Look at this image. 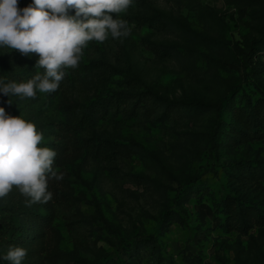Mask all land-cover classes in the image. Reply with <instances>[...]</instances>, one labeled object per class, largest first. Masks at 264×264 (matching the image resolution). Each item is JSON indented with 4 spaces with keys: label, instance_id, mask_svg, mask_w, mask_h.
Listing matches in <instances>:
<instances>
[{
    "label": "rangeland",
    "instance_id": "rangeland-1",
    "mask_svg": "<svg viewBox=\"0 0 264 264\" xmlns=\"http://www.w3.org/2000/svg\"><path fill=\"white\" fill-rule=\"evenodd\" d=\"M119 18L131 34L88 42L56 92L11 104L0 94L64 174L49 180L46 204L27 206L15 188L0 200V255L21 246L23 264H264V0H133ZM36 59L0 47V78L43 74ZM148 87L217 106L168 104ZM122 90L132 96L92 124L117 152L111 168L86 153L71 105Z\"/></svg>",
    "mask_w": 264,
    "mask_h": 264
},
{
    "label": "clouds",
    "instance_id": "clouds-1",
    "mask_svg": "<svg viewBox=\"0 0 264 264\" xmlns=\"http://www.w3.org/2000/svg\"><path fill=\"white\" fill-rule=\"evenodd\" d=\"M132 6L133 0H32L20 8L19 0H0V47L18 50L26 57L36 54L35 68L44 69L26 82L0 78V94L9 97L11 104L14 96L34 100L37 92H56L65 70L79 67L88 42L103 43L109 36L121 39L131 34L128 22L119 17ZM43 138L34 123L0 107V200L13 188L29 207L52 200L48 182L61 181L64 174L54 168L57 152L38 147ZM26 255L24 247L10 246L0 259L23 264Z\"/></svg>",
    "mask_w": 264,
    "mask_h": 264
},
{
    "label": "trees",
    "instance_id": "trees-1",
    "mask_svg": "<svg viewBox=\"0 0 264 264\" xmlns=\"http://www.w3.org/2000/svg\"><path fill=\"white\" fill-rule=\"evenodd\" d=\"M145 22H152V19H147ZM258 41L254 40L251 49L257 48ZM97 68H102L101 65H95ZM131 74V71L128 72ZM143 94L150 95L157 100H161L168 104L174 103L181 106L187 107H201V108H210L215 107L217 104L208 103L201 99L186 96L182 99H170L168 97L163 96L158 91H155L152 88H146L143 91ZM132 96L130 92L126 90L122 91H113L112 93L101 96L98 100L85 105L83 103H72L71 105V113L74 117V120L78 121L85 129L88 130L89 138L86 140V153L91 156H99L102 160L107 162L112 167L114 160L116 159V150L112 147L109 141L104 140L102 137L94 136L92 131V124L95 121L96 114L99 112L101 107H106L105 110L108 112L111 106L120 105L122 101L125 100L126 97ZM221 104V103H219ZM218 104V106H219ZM259 168L262 174H264V162L263 160H259ZM239 218L241 219V223L243 226L247 225V218L245 215V211L242 207L239 208L238 211ZM146 264H159V263H146Z\"/></svg>",
    "mask_w": 264,
    "mask_h": 264
}]
</instances>
